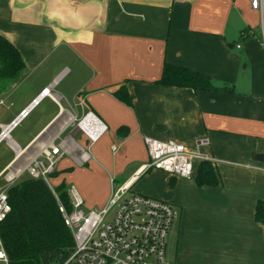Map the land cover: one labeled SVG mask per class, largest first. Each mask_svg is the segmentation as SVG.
Listing matches in <instances>:
<instances>
[{"label":"crops","instance_id":"crops-1","mask_svg":"<svg viewBox=\"0 0 264 264\" xmlns=\"http://www.w3.org/2000/svg\"><path fill=\"white\" fill-rule=\"evenodd\" d=\"M0 35L28 74L0 93V125L48 88L9 132L14 146L0 142L1 190L30 177L26 165L52 144L56 187L70 182L84 209L101 208L111 177L129 182L146 164L144 137L173 140L198 156L193 176L150 168L131 184L171 204L172 264H264L254 219L264 201V21L247 0H0ZM165 63L203 73L211 88L158 83ZM86 112L105 126L92 143L76 125ZM202 159H213L216 185L196 183Z\"/></svg>","mask_w":264,"mask_h":264},{"label":"built area","instance_id":"built-area-1","mask_svg":"<svg viewBox=\"0 0 264 264\" xmlns=\"http://www.w3.org/2000/svg\"><path fill=\"white\" fill-rule=\"evenodd\" d=\"M247 1L264 21V0ZM47 94L48 88H43L9 123L0 125V142L5 140L14 146L9 132L38 103L39 98ZM76 125L90 143L96 141L105 130L104 124L92 112L84 113ZM143 143L148 156L146 164L133 172L129 182L113 186L114 178L111 177V191L105 204L87 211L73 186L67 189L70 205L67 209L49 183V175L61 155L58 146H42L39 156L26 165L25 170L30 177L42 178L51 189L63 222L72 235L71 251L62 261L54 264H166V236L175 216L173 208L163 200L133 191L131 184L150 168L173 177H192L194 160L198 156L173 140L144 137ZM204 143L206 140H199V144ZM81 157L83 160L87 158L85 150ZM14 178V173L6 172V181L11 183ZM9 211L5 190L0 189V221ZM0 264H9L1 238Z\"/></svg>","mask_w":264,"mask_h":264},{"label":"trees","instance_id":"trees-1","mask_svg":"<svg viewBox=\"0 0 264 264\" xmlns=\"http://www.w3.org/2000/svg\"><path fill=\"white\" fill-rule=\"evenodd\" d=\"M23 70L24 63L18 50L0 35V93L16 81ZM157 82L195 90L211 88L208 77L203 73L172 63L164 64ZM118 97L128 102V95L123 89H120ZM217 182L211 162L201 160L196 171V183L213 186ZM54 190L69 209L64 184ZM5 194L10 211L0 221V238L9 264H54L62 261L71 251L73 239L46 182L42 178L28 177L8 186ZM254 219L264 223L263 200L256 202Z\"/></svg>","mask_w":264,"mask_h":264},{"label":"rangeland","instance_id":"rangeland-1","mask_svg":"<svg viewBox=\"0 0 264 264\" xmlns=\"http://www.w3.org/2000/svg\"><path fill=\"white\" fill-rule=\"evenodd\" d=\"M259 30V29H258ZM258 30L256 29L255 30V32H258ZM242 35H240L239 34V40L238 41H240L241 43H243V41L246 39V38H242L241 37ZM21 75H28V74H26L25 72H24V70H23V72H22V74ZM68 176V175H67ZM113 178V177H112ZM122 178V180L124 179L123 177H121ZM62 179V177L60 176V177H58V178H56V179H53V176H49V182H50V184H51V186L52 187H56V185L59 183L58 182V180H61ZM64 180H65V182H68L67 181V178L65 179L64 178ZM58 182V183H57ZM121 183H123L122 181H121V179H114V185L113 186H116V185H120ZM71 186V184H70V182L69 183H67L64 187H66V186ZM110 180H109V187H110ZM93 209V208H92ZM85 211H87V210H89V209H84ZM174 225H175V223H174V220H173V222H172V225H171V228H170V230L168 231V233H167V236H166V248H165V258H166V264H172V262H171V245H172V235H171V232H172V228H174Z\"/></svg>","mask_w":264,"mask_h":264}]
</instances>
